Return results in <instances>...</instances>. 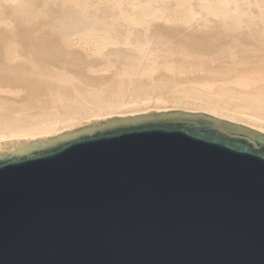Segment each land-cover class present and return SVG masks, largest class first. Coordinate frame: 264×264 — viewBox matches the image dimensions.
<instances>
[{"label": "water", "instance_id": "95a60500", "mask_svg": "<svg viewBox=\"0 0 264 264\" xmlns=\"http://www.w3.org/2000/svg\"><path fill=\"white\" fill-rule=\"evenodd\" d=\"M0 264H264V133L168 109L0 143Z\"/></svg>", "mask_w": 264, "mask_h": 264}, {"label": "bare ground", "instance_id": "6f19581e", "mask_svg": "<svg viewBox=\"0 0 264 264\" xmlns=\"http://www.w3.org/2000/svg\"><path fill=\"white\" fill-rule=\"evenodd\" d=\"M168 109L264 133V0H0V143Z\"/></svg>", "mask_w": 264, "mask_h": 264}, {"label": "rangeland", "instance_id": "374dc122", "mask_svg": "<svg viewBox=\"0 0 264 264\" xmlns=\"http://www.w3.org/2000/svg\"><path fill=\"white\" fill-rule=\"evenodd\" d=\"M163 108H167V106L166 107H163ZM189 111H200V110H189ZM119 116V115H118ZM103 118H105V117H103ZM94 119H100V118H94ZM89 120H91V119H89ZM89 120H85V121H89ZM77 125H75L74 127H76ZM74 127H70V128H68V129H71V128H74ZM58 134V133H57ZM47 136H50V135H47ZM34 138H36V137H34ZM34 138H28V139H34Z\"/></svg>", "mask_w": 264, "mask_h": 264}]
</instances>
